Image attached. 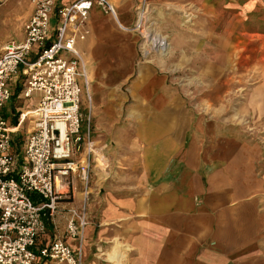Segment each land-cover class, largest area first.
Returning <instances> with one entry per match:
<instances>
[{
	"label": "crops",
	"instance_id": "obj_1",
	"mask_svg": "<svg viewBox=\"0 0 264 264\" xmlns=\"http://www.w3.org/2000/svg\"><path fill=\"white\" fill-rule=\"evenodd\" d=\"M111 1L127 21L131 2ZM205 4L212 5V0ZM33 12L34 7L29 18ZM105 22L94 7L87 21L89 35L77 43L88 79V102L92 106L93 96L95 104L91 112L87 109L95 150L90 177L83 184L75 173L64 182L57 214L47 221L34 251L62 237L74 253L81 247L83 264L113 263V254H105L111 246L124 264H264V78H257L250 90L257 126L235 121L239 117L228 110V103L224 113L211 111L209 118L187 110L185 99L176 107L164 90L167 80L154 71L139 74L131 89L144 82L134 97L105 91V85L126 79L130 65L120 46L109 45ZM117 24L127 30L120 19ZM7 37L3 34L0 41ZM23 37L22 27L14 41ZM247 54L251 52L242 53L241 64ZM255 54L257 67L264 69V47ZM9 85L14 107L5 111L6 102L1 114L14 128L21 113L34 109L37 98L21 96L20 73ZM128 101L135 104L124 109ZM31 126H17L12 135L16 152ZM86 129L84 123V141ZM252 129L263 136L249 137ZM204 135L224 137L202 141ZM73 159L84 163L85 155ZM71 211L86 215L81 246L78 239L65 236ZM35 264L52 263L37 257Z\"/></svg>",
	"mask_w": 264,
	"mask_h": 264
},
{
	"label": "built area",
	"instance_id": "obj_2",
	"mask_svg": "<svg viewBox=\"0 0 264 264\" xmlns=\"http://www.w3.org/2000/svg\"><path fill=\"white\" fill-rule=\"evenodd\" d=\"M32 2L34 12L23 25L22 41L5 43L0 53V264H35L37 257L46 263L83 264L81 247L74 253L62 237L36 252L34 248L47 221L57 214L64 182L75 173L87 182L95 150L90 113L83 115L80 109V81L88 93V79L77 43L89 35L87 21L94 7L115 20L117 13L111 0ZM18 73L21 96H36L37 104L19 115L17 126H32L16 152L12 135L17 126H9L1 109L11 98L9 84ZM78 154L85 155L84 163L73 159ZM86 225L84 212L71 211L65 236L78 239L81 246Z\"/></svg>",
	"mask_w": 264,
	"mask_h": 264
},
{
	"label": "rangeland",
	"instance_id": "obj_3",
	"mask_svg": "<svg viewBox=\"0 0 264 264\" xmlns=\"http://www.w3.org/2000/svg\"><path fill=\"white\" fill-rule=\"evenodd\" d=\"M129 2L131 7L127 21L117 12L126 31L119 28L118 19L115 22L105 15L106 22L102 29L109 36V45L120 46L124 57L130 62L127 71H124L126 79H122V82L116 80L112 86L105 85V91L131 93L134 97L141 93L144 82L131 89L135 80L139 79V74L154 71L167 80L164 90L173 97L176 107L182 105V99H185L187 110L197 111L209 118L211 111L224 113L228 103V110L233 111L235 118L239 117L235 121L257 126V118L254 117L257 108L249 97L252 94L250 90L256 87V79L264 78V69L257 67L255 59V53L264 47V0H212V5L205 4L209 0ZM33 7L32 0H0V40L3 34H9V37L0 41V47L15 39V34L21 31ZM53 25L54 19L51 20V27ZM154 38L164 39L163 45L159 47L155 44L152 41ZM246 51L251 54H247L249 58L241 64L242 53ZM227 57L232 64L227 65ZM93 65L97 63L94 61ZM215 75L217 82H213ZM80 85V109L82 112L87 113V109L91 112L95 106L94 97L90 106L82 81ZM216 96L217 102L214 101ZM13 103L14 100H10L4 110L12 109ZM132 104L135 103L128 101L123 108H132ZM253 130H250L249 137L263 136ZM210 136L204 135L201 139L209 140ZM215 137L224 135H212L210 139L213 141ZM90 169L91 166L88 179ZM82 181L83 184L86 182ZM116 243L117 240L114 245ZM111 247L106 249L105 254L111 252L109 254L121 256L110 251ZM94 252L98 253L96 249ZM121 262L124 264V259Z\"/></svg>",
	"mask_w": 264,
	"mask_h": 264
},
{
	"label": "bare ground",
	"instance_id": "obj_4",
	"mask_svg": "<svg viewBox=\"0 0 264 264\" xmlns=\"http://www.w3.org/2000/svg\"><path fill=\"white\" fill-rule=\"evenodd\" d=\"M117 23H118V21H117ZM120 27H121V25H120ZM152 41H154V43L159 45V47H160V45L161 46L163 45L164 39L158 38V40H157L156 38H154ZM110 259H111V262H113L114 264H121V259L119 256L111 255Z\"/></svg>",
	"mask_w": 264,
	"mask_h": 264
}]
</instances>
